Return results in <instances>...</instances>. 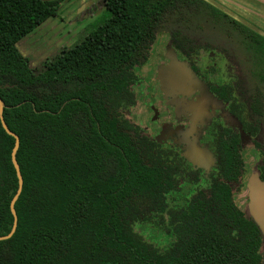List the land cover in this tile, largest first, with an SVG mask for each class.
I'll return each mask as SVG.
<instances>
[{"label":"trees","instance_id":"trees-1","mask_svg":"<svg viewBox=\"0 0 264 264\" xmlns=\"http://www.w3.org/2000/svg\"><path fill=\"white\" fill-rule=\"evenodd\" d=\"M63 3L0 0V98L20 139L23 177L0 264H264V237L230 186L245 171L239 138L215 134L216 163L205 176L124 117L136 104L134 69L157 35L170 33L188 52L189 31L209 20L240 32L257 58L249 77L255 135L264 123V36L206 0H104L79 42L35 65L17 44ZM14 145L0 120V237L14 222Z\"/></svg>","mask_w":264,"mask_h":264},{"label":"flooded vegetation","instance_id":"flooded-vegetation-1","mask_svg":"<svg viewBox=\"0 0 264 264\" xmlns=\"http://www.w3.org/2000/svg\"><path fill=\"white\" fill-rule=\"evenodd\" d=\"M208 2L218 8L221 12L229 15L222 8L217 7L210 1ZM229 16L232 17L231 15ZM235 20H237V18H235ZM206 21L209 20H205V22ZM209 22H211L214 26H218L221 29L226 30L227 39L232 36L230 32H233L237 33L244 41V37L237 30L228 29L219 22ZM238 22L264 36L263 33L254 29L251 25H246L242 21ZM197 24H199L200 27H196V29L193 30L195 33L199 32V30L204 27V21L198 22ZM166 34H169L170 46L172 47V50L165 51L164 54L157 60L156 64L153 67L150 65L146 67L140 76L137 74L136 70L141 71V67L148 65L152 47L154 46L157 37L162 35L159 34L151 46L148 60L134 69V73L139 78V81L137 84L132 86V91L136 95V104L131 107V109H134L137 105L142 103V98L140 100L139 96L144 97L143 100L149 104H147V109L150 114L146 115L144 113L146 115L144 121L148 123L147 130L149 133H147L140 125L135 122H131L125 117V113L131 109L124 112V117L132 124L140 127L144 135L157 141L164 148H171L174 146L185 159L190 143H196L200 148L208 150L212 161L204 166L194 165L186 159L193 171L202 172L205 176L210 175L216 163V154L212 146V142L216 137L215 134L228 133L238 137L241 142V155L243 161L244 145L245 143L252 141L254 143V147L259 151L260 164L257 166L256 171L248 178L246 182V189L248 191L249 180L254 174H257L260 180L264 183L261 178L263 174L262 170L264 169V123L260 124L258 133L252 135L249 131L248 122L250 114L253 112L255 113V110H259L256 109V106L255 110L254 108L251 110L249 106V100L252 96L249 85V77H251L253 71L255 70L257 58H254L253 52L250 51L246 45L248 51L250 52L248 61H250L253 66V69L251 70L252 73L246 74L243 66L241 67V65L227 49L209 42H204L203 40H200L198 35L197 38L190 35L188 39L191 40V43L187 49L188 52H185L176 48L172 42L170 33L166 32ZM194 41H196V44ZM174 52L177 59L189 67L193 77L202 83L203 87L212 98V100L208 101L206 104H200L194 111H190L189 106L190 103L198 102L202 98L201 89H191L190 92L186 89L184 92H179L178 90L172 91L161 87L158 72L159 68L161 65L169 63L170 57L174 54ZM202 55H207V59H200ZM135 87L136 92L134 90ZM175 100L183 104L184 108L177 107L174 103ZM235 100L236 102H234ZM241 102H245V105H241ZM142 112L143 111H141V113ZM244 119H246L245 122L243 121ZM244 170V174L239 184L230 183V186L233 189L234 202V187L236 185L240 187L243 186V177L246 173L245 161ZM179 186L185 188L184 194L188 193L189 188L185 187L182 181ZM247 210L242 211L247 212Z\"/></svg>","mask_w":264,"mask_h":264},{"label":"rangeland","instance_id":"rangeland-1","mask_svg":"<svg viewBox=\"0 0 264 264\" xmlns=\"http://www.w3.org/2000/svg\"><path fill=\"white\" fill-rule=\"evenodd\" d=\"M257 1H263L262 6H264V0ZM242 3L248 5L247 2ZM104 5V0H69L67 3L64 2L54 17L39 26L30 35L22 39L17 44V47L24 56L29 58L30 61L35 65H38L43 61L53 57L61 49L70 47L76 42H79L81 37H83L85 34L84 32L86 31V28L91 26L94 22L99 21L100 17L105 12ZM228 14L234 19L237 18L235 15L230 13ZM238 18L237 20L240 21ZM253 20L254 21H250L249 24L253 27H256L260 33H264V30L260 28V26L264 27L262 21L258 19ZM200 21L201 19L197 20V22ZM202 21H204V27H202L199 32L195 33L192 30L189 31V33L195 38H197L198 35L200 40H203L204 42H209L227 49L235 58V60L241 65V67L243 66L246 74H251L253 66L251 65L250 61H248L250 52L248 51L242 38L237 33L230 32L232 36L227 39L226 30L221 29L218 26H214L209 21ZM254 22H257L259 25ZM167 50H172V47L170 46L169 34L164 33L157 37V40L150 53L148 65L141 67V71L136 70L137 74L140 76L143 73V70L149 65L153 67L157 60ZM200 59H207V55H202ZM134 90L136 92V87ZM139 99L142 101V103L137 105L134 109L126 112L125 117L131 122L137 123L142 128H144L147 133H149L147 130L148 123L144 121L145 116L150 114L147 109L149 104L143 100L144 97L139 96ZM140 109L143 111L142 113ZM243 158L246 164V173L243 177V186L240 187L236 185L234 187V199L238 207L246 211L248 204V191L246 189V182L260 164L259 151L254 147V143L252 141L245 143ZM135 230L143 234L149 240H158V237H156L157 233L147 225H137Z\"/></svg>","mask_w":264,"mask_h":264},{"label":"water","instance_id":"water-1","mask_svg":"<svg viewBox=\"0 0 264 264\" xmlns=\"http://www.w3.org/2000/svg\"><path fill=\"white\" fill-rule=\"evenodd\" d=\"M42 2H52L57 0H41ZM65 3L69 2V0H64ZM159 79L160 84L163 89H169L172 91L178 90L179 92H184L186 89L190 92L191 89H201L202 98L195 103H190L189 110L194 111L200 104H206L208 101H211L212 98L210 94L205 90L202 83L198 81L195 77H193L191 70L189 67L179 61L174 52L170 57V61L167 64L161 65L159 68ZM177 107L184 108V105L175 100L174 102ZM5 109V103L0 98V120L1 124L6 131L7 134L12 136L15 139V145L12 150V163L14 165L17 178H18V190L16 195L11 201L10 209L14 218L13 226L11 232L6 235L0 237V241L7 240L12 237L15 233L18 223V217L15 211V203L19 198V195L22 192L23 188V177L20 171L19 164L17 162V151L20 146L19 137L12 132L7 126L3 112ZM186 159H188L194 165L204 166L207 163L212 161L210 153L205 148H200L196 143H190V147L188 148V152L185 155ZM248 192H249V204H248V214L254 220V222L259 227L263 237H264V183L260 180L257 174H254L248 183ZM264 250V247H263Z\"/></svg>","mask_w":264,"mask_h":264},{"label":"crops","instance_id":"crops-1","mask_svg":"<svg viewBox=\"0 0 264 264\" xmlns=\"http://www.w3.org/2000/svg\"><path fill=\"white\" fill-rule=\"evenodd\" d=\"M208 1L215 4L217 7L222 8L227 13L235 15V17L237 18L240 17L238 19L243 23H245L246 25H250L249 22L250 21L253 22L254 21L253 19H258L262 21V23L264 24V6H262L263 1H259L261 2L259 3L257 0H241L242 2H247L248 5L242 3L239 0H208ZM254 23L258 24L257 22ZM260 28L264 30L263 26H260Z\"/></svg>","mask_w":264,"mask_h":264}]
</instances>
